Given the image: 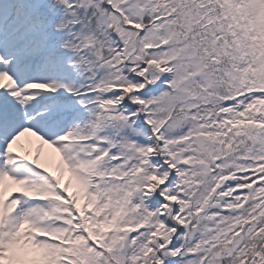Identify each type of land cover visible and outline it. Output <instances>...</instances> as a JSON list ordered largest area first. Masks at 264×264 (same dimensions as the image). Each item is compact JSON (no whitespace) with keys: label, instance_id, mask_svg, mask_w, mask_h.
I'll list each match as a JSON object with an SVG mask.
<instances>
[{"label":"snow or ice","instance_id":"snow-or-ice-1","mask_svg":"<svg viewBox=\"0 0 264 264\" xmlns=\"http://www.w3.org/2000/svg\"><path fill=\"white\" fill-rule=\"evenodd\" d=\"M0 264H264V0H0Z\"/></svg>","mask_w":264,"mask_h":264}]
</instances>
